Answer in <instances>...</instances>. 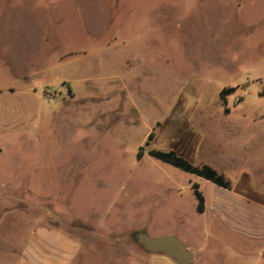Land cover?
Masks as SVG:
<instances>
[{
  "label": "rangeland",
  "instance_id": "374dc122",
  "mask_svg": "<svg viewBox=\"0 0 264 264\" xmlns=\"http://www.w3.org/2000/svg\"><path fill=\"white\" fill-rule=\"evenodd\" d=\"M151 149L231 182L264 170V0H0L2 242L46 222L82 240L78 264H176L136 232L190 264H264L213 183Z\"/></svg>",
  "mask_w": 264,
  "mask_h": 264
},
{
  "label": "crops",
  "instance_id": "0c3cea01",
  "mask_svg": "<svg viewBox=\"0 0 264 264\" xmlns=\"http://www.w3.org/2000/svg\"><path fill=\"white\" fill-rule=\"evenodd\" d=\"M196 146L197 141L191 147L192 153H196ZM171 150L181 157L177 150ZM183 159L190 162L189 158ZM230 183L227 189L213 183L216 207L223 217L219 222L225 231L239 237L251 250H257L264 262V170L252 171L250 175L240 173ZM68 225L71 229L72 225ZM81 249L82 240L60 225L42 222L30 227L14 242L0 240V264H78ZM194 254H199L196 249Z\"/></svg>",
  "mask_w": 264,
  "mask_h": 264
},
{
  "label": "trees",
  "instance_id": "16d2710c",
  "mask_svg": "<svg viewBox=\"0 0 264 264\" xmlns=\"http://www.w3.org/2000/svg\"><path fill=\"white\" fill-rule=\"evenodd\" d=\"M234 89L231 88L229 90H223L221 92V96L225 97L227 93L232 92ZM152 138V133L149 135V139ZM148 154L155 159L170 164L172 166H175L177 169L194 174L198 176L201 179L210 181L216 185H218L221 188H229L230 187V181L226 179L222 174H219L217 170L212 168L211 166L208 165H192L189 163L187 160L178 157L175 151H160V150H155L151 149L148 151ZM141 154H138V157H140ZM192 189L194 191V195L197 199V204L196 208L198 212H203L204 210V205H205V200L202 195V193L198 190L197 184L192 185Z\"/></svg>",
  "mask_w": 264,
  "mask_h": 264
},
{
  "label": "water",
  "instance_id": "95a60500",
  "mask_svg": "<svg viewBox=\"0 0 264 264\" xmlns=\"http://www.w3.org/2000/svg\"><path fill=\"white\" fill-rule=\"evenodd\" d=\"M134 242L153 255L159 254L168 257L176 264H190L193 253L175 236L150 237L144 233L136 232L132 235Z\"/></svg>",
  "mask_w": 264,
  "mask_h": 264
}]
</instances>
